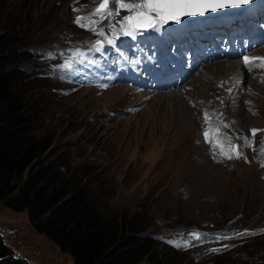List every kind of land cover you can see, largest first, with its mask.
<instances>
[{
	"label": "rangeland",
	"instance_id": "rangeland-1",
	"mask_svg": "<svg viewBox=\"0 0 264 264\" xmlns=\"http://www.w3.org/2000/svg\"><path fill=\"white\" fill-rule=\"evenodd\" d=\"M88 3L90 8L83 12L80 5ZM97 3L98 0H0V28L9 26L8 31L14 34L21 49L38 56L22 65L41 78L34 85L35 135L45 139L50 150L68 157L72 167L95 165L91 168L94 172L92 186L104 185L109 192H116L108 200L110 206L133 210L142 203L149 208L155 222L150 233L172 249L175 259L182 264H264V168L249 160H227L220 149L208 146L202 133L214 124L200 122V114L196 115L198 103L207 105L202 97L194 98L197 103L181 99L189 105L195 104L190 106L191 116L195 118L192 126L193 121L190 122L187 115L184 119L179 117L184 113L176 114V96L148 95L138 89L128 94L112 93L114 89L125 91L119 84L111 89L101 88L104 76L100 70L108 71L111 65L109 51L102 50L101 56H96L100 50L96 53L91 45L102 37H95V33L74 23L77 16L89 15ZM256 6L260 15L258 23L235 24L232 17H222L181 20L163 25L159 31H143L146 36L153 34L157 38V49L150 45L147 48L156 55L176 42L171 31L166 32L167 40L163 41L167 25L180 26L183 41L189 40L185 39L189 35L195 41L206 40L215 33L223 36L217 39L223 43L229 38L225 35L230 29L255 32L260 27L259 22L264 23V1L244 11L253 12ZM125 14L121 12L113 23ZM106 21L99 27L104 28ZM260 29H264V25ZM105 31L109 33V29ZM131 38L137 43L140 34L127 39ZM263 39L257 40L263 43ZM129 49L136 51L131 43L128 48H114L119 61ZM76 50L84 53L78 58L82 62L71 69L62 67ZM173 51L171 47L167 55ZM167 55L145 58L144 65ZM143 57L140 59L144 60ZM236 62L237 69L233 73H239L244 60L238 58ZM139 68L136 73H140ZM129 72L126 79L130 78ZM204 73L205 70L202 76ZM213 75L215 77V73ZM261 83L264 84V77ZM106 84L109 86V82ZM200 86L203 87L199 85V89ZM208 86L211 85L201 91L211 95ZM185 94L189 97L188 92ZM261 104V108H254L251 122L259 123L263 119L264 98ZM204 110L210 115L214 113L212 109ZM181 119L184 122H180ZM239 132L231 136L241 142L239 150L246 155L244 138L252 140L253 136ZM215 138L210 133L209 139ZM232 144L239 145L237 141ZM192 232L203 234L205 239H191L188 234ZM0 233L15 255L29 264H73L69 253L33 228L27 211L15 212L2 202ZM223 236L230 238L216 239ZM182 238L191 239L193 246L181 248L169 243Z\"/></svg>",
	"mask_w": 264,
	"mask_h": 264
},
{
	"label": "trees",
	"instance_id": "trees-1",
	"mask_svg": "<svg viewBox=\"0 0 264 264\" xmlns=\"http://www.w3.org/2000/svg\"><path fill=\"white\" fill-rule=\"evenodd\" d=\"M8 27L0 28V202L27 211L33 228L69 253L73 264H182L150 233L149 208L110 206L116 192L92 186L95 165L72 167L35 135L34 85L41 78L22 65L38 56L21 49ZM0 264H29L1 233Z\"/></svg>",
	"mask_w": 264,
	"mask_h": 264
},
{
	"label": "bare ground",
	"instance_id": "bare-ground-1",
	"mask_svg": "<svg viewBox=\"0 0 264 264\" xmlns=\"http://www.w3.org/2000/svg\"><path fill=\"white\" fill-rule=\"evenodd\" d=\"M80 7L84 9L83 12H85L87 9L90 8V3H88L85 6L80 5ZM117 21H115L114 23H116ZM105 23L106 24L104 25V29H108L107 25L109 21L107 20ZM117 27H119L118 24H117ZM259 31H260V34L258 38H263L264 29H259ZM142 36L144 38L143 40L144 42H147L148 39H155V37H153L152 35L146 36L142 34ZM95 37L99 38V36L97 35ZM107 37L115 39L114 45H108L106 43V39L102 38V39H105L103 48L100 50V52L95 50L96 53L98 52V54L96 55L98 57L101 56L102 50L109 51L108 56H109V59L111 60V65L108 71L103 70V69L100 70L99 68L101 75L104 76L103 82H102L103 85H101L100 87L101 88L104 87L105 89H111L113 86L119 84L122 86V88L125 91H123L122 89H114L112 93H118L121 91L122 93L126 92L128 94V91L135 92V89L137 88L130 84V79H132V77L126 79L125 75L128 70H131L132 68L137 67V65L142 66L144 64L145 56L143 57V53L141 54L142 50L136 49V51L133 52L132 49H129L127 54L122 56L123 60L119 61L118 57L116 56V53L114 52V48H118V47L128 48L130 43L133 48L134 44L130 39H127L130 36L128 37V36L120 34L117 37H113L110 30H109V33H107ZM262 41L264 43V39ZM148 45H150L151 47H155V49H157L156 45L154 44L153 45L148 44ZM260 48H258L257 50H259ZM147 50L149 51L148 48ZM167 51H168V48H165L161 54L165 55ZM150 55H152V52H150ZM246 55L247 56L252 55L253 58L250 57V59L253 60L255 64L264 63V60L259 59V58H264V45H263V48L260 49L258 52L249 53V54L246 53ZM242 56L243 55H240L238 56V58H241ZM140 57H143L144 60L140 59ZM71 59H75V58L72 56L66 58V60H71ZM236 63L237 62L234 59L217 60L214 63L204 65L205 67L203 69L201 68L202 70L200 69L201 70L200 72L193 74L190 77V79L184 84V86L180 87L178 91L172 92L170 94H166L165 92H160L158 94H149V93L147 94L155 95V96H162V97L172 96V95H173L172 97L176 96L174 98V101L176 104L174 110L175 112H177L176 114L181 113V112L182 114L184 113L183 116L178 115L179 117L181 118L183 117L184 119H186L185 115H187L188 116L187 118L189 119V121L190 122L193 121L192 126L195 125L194 124L195 118H193L194 115L191 116L192 110L190 109V106L192 105V103L189 105L187 103H184L181 99H183L184 101L191 100L193 102H196L194 98L196 97L204 98L205 99L204 101H206L207 105L202 106L201 104H203V102L200 101L201 104L198 103L199 106L197 107L198 113L196 115L199 116L200 114L199 116L200 122H204L205 124L213 123L214 124L213 128L219 127L221 136H224L226 134L229 135L231 137L232 142L234 143L235 141H237L240 146H241V142L238 141V139H235L234 141L231 135H233L234 133L240 134L239 130H241L244 133L248 132L247 133L248 135H252L251 133L252 129L261 130V131H258L251 140L253 141V147L243 146V149L245 150L246 155H242L238 159V160H245L246 162H248L249 160L253 164L261 165L262 157L260 156V146L264 144V114H263L264 110L263 109L261 110L263 119H261L259 123L251 122V118L253 119L252 112L254 108H261V106H263L261 104V99L264 98V95H262V93L264 92V84L262 85L261 83V77H264V67H252L251 69H249V67L246 66L245 63H243L242 69L240 66L239 73H233V70L237 69ZM204 70L206 73H204V75L202 76V73ZM210 71H212L213 73H210ZM134 72L135 71L133 70V73ZM214 73H215V77L213 75ZM214 78H216L217 81H214L213 83ZM247 81H249L251 84L249 83L247 84ZM107 82H109V86L106 84ZM208 84L211 85V86H208L211 88L210 90L211 95H209V92H208V95L207 93L206 94L203 93L206 90L205 86ZM125 85L129 86L130 88L126 87ZM192 85L194 89L192 88ZM199 85H202L203 87L200 86L201 88L199 89ZM201 90H204V91L202 92ZM186 92H188L189 97L186 96L185 94ZM141 96H144V94H142ZM217 96L220 97V99ZM175 99L177 100V102ZM205 108L212 109V111L214 112L212 115L208 113L209 114L208 121L205 120V112L208 111V110L205 111L204 110ZM258 119L259 118L255 119V121ZM180 122H184V121L182 120ZM225 125H227L228 127H224ZM207 144L210 148H213L211 143L208 142ZM205 149L208 150V147ZM217 149H219V147H217ZM225 158L227 160H231V159H228L227 157ZM225 158L223 157L222 160L224 161ZM232 159H237V158L233 157ZM262 168L264 167L261 166V169Z\"/></svg>",
	"mask_w": 264,
	"mask_h": 264
},
{
	"label": "snow or ice",
	"instance_id": "snow-or-ice-1",
	"mask_svg": "<svg viewBox=\"0 0 264 264\" xmlns=\"http://www.w3.org/2000/svg\"><path fill=\"white\" fill-rule=\"evenodd\" d=\"M248 0H98L97 6L87 16H77L74 23L89 31H92L97 36L105 38L108 45H114L115 39L108 38L104 28L99 27L104 20H108L107 28L111 31L113 37L122 34L125 36L135 37L138 34H143V31L154 29L159 31L160 28L167 24L169 21L179 22L182 18L187 16L203 15L208 11H217L229 6H238L247 3ZM74 11H79L74 9ZM121 12L126 13L119 21L113 23L116 17ZM117 24L119 27H117ZM105 39H98L92 43V49L99 51L103 48ZM52 55V54H49ZM75 59L66 60L62 66L67 69L74 67L76 63H81L79 57L84 53L76 50L72 53ZM264 60V58H259ZM246 66L251 69L252 67H264V63L255 64L248 56L243 57ZM209 114L205 113V120L208 121ZM224 127H228L225 125ZM259 129H252L251 133L254 137ZM213 133L217 138L210 140L209 135ZM207 142L211 143L213 150L217 147L220 149V154L226 156L228 159L240 158L243 153L239 150L240 145L232 144L230 136L224 135L219 138V127L209 128L203 133ZM227 145V146H225ZM244 147H253V141L247 137L244 138ZM261 166L264 167V144L260 146ZM191 239L202 240L205 239L203 234L199 232H192L188 234ZM240 235H244L241 233ZM230 237L223 236L216 239H229ZM191 239H180L169 241L177 247L187 248L193 246ZM218 251V249H212Z\"/></svg>",
	"mask_w": 264,
	"mask_h": 264
},
{
	"label": "water",
	"instance_id": "water-1",
	"mask_svg": "<svg viewBox=\"0 0 264 264\" xmlns=\"http://www.w3.org/2000/svg\"><path fill=\"white\" fill-rule=\"evenodd\" d=\"M254 1L256 0H248L247 3H244L242 4L241 7H235V6H229V7H226V8H223V9H218L217 10V13L215 11V14L216 16L220 15V14H223L226 10H228L229 12L231 13H234V12H239V9H243L244 7L248 6L249 4L253 3ZM246 5V6H245ZM234 9V10H233ZM236 10V11H235ZM211 13H214L213 11H208L206 12L205 14L203 15H200V16H203V17H207V16H210L212 15ZM199 15H196V16H187L186 18H195V17H198ZM169 22H174V21H169Z\"/></svg>",
	"mask_w": 264,
	"mask_h": 264
}]
</instances>
